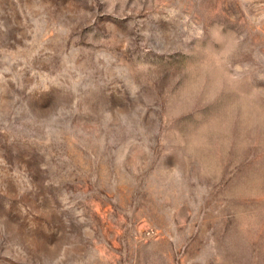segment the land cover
<instances>
[{
	"label": "rangeland",
	"instance_id": "rangeland-1",
	"mask_svg": "<svg viewBox=\"0 0 264 264\" xmlns=\"http://www.w3.org/2000/svg\"><path fill=\"white\" fill-rule=\"evenodd\" d=\"M0 264H264V0H0Z\"/></svg>",
	"mask_w": 264,
	"mask_h": 264
}]
</instances>
